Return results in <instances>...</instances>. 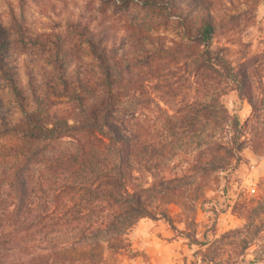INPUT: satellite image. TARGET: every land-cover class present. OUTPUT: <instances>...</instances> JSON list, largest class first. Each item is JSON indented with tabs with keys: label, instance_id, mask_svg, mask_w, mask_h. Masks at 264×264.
<instances>
[{
	"label": "trees",
	"instance_id": "obj_1",
	"mask_svg": "<svg viewBox=\"0 0 264 264\" xmlns=\"http://www.w3.org/2000/svg\"><path fill=\"white\" fill-rule=\"evenodd\" d=\"M258 2H242L251 8V14H245L249 23L255 20ZM142 3L170 8L175 0ZM242 14L223 15L210 4V19L200 21L197 34L189 33L184 23L185 41L148 34L145 43H138L141 51L133 49L122 61L111 49L116 42L106 38L103 44L91 32L86 40L101 75L96 81L79 75L74 84L60 77L67 98L62 102L34 95V107H29L16 78L6 71L23 117L0 125V133L17 136L16 141L0 143V264H122L138 255L130 231L145 217L163 219L172 230L199 243L194 229L202 193H187L183 181L189 174L159 168L158 162H167L166 143L169 156L173 152L174 131H201L206 126L211 139L197 152L191 172L202 179L210 171L230 170L241 162L250 145L247 129L264 110V60L250 42L214 45V40L244 28ZM12 20L22 34L24 26L14 13ZM8 45L0 19V68ZM179 70L189 80L190 101L179 100L177 77L166 78ZM148 82L160 100L174 108V113H163L165 143L159 142L157 150L162 151L153 155L149 149L156 143L144 136L139 108H128L133 98L146 94ZM229 90L251 105L244 124L221 101ZM58 104L67 108L62 111ZM201 186L198 181L197 188ZM171 204L179 205L184 230L178 228ZM249 245L248 240L244 250ZM193 255L196 260L190 264L213 262L199 249Z\"/></svg>",
	"mask_w": 264,
	"mask_h": 264
},
{
	"label": "rangeland",
	"instance_id": "obj_2",
	"mask_svg": "<svg viewBox=\"0 0 264 264\" xmlns=\"http://www.w3.org/2000/svg\"><path fill=\"white\" fill-rule=\"evenodd\" d=\"M243 1L175 0L173 7L164 8L144 5L142 0H0V19L9 41L2 55L4 67L0 68V125L16 123L23 117L6 71L16 78L24 96L23 103L29 107H34V95L43 97L46 94L56 101H65L60 77L72 84L79 75L89 76L94 81L99 78L98 60L86 40L91 32L101 37L103 44L106 38L116 42L111 49L122 61L133 49L141 51L138 43H145L148 34L163 41L171 38L181 41L185 39L182 23L189 27V33L197 34L200 21L210 19L212 4L213 10L223 15L243 13L240 22L244 27L216 37L214 45L250 42L251 49L262 54L264 60V42H261L264 40V0L254 5L256 17L250 23L245 14H251V8L242 4ZM13 13L24 26L22 34L14 29ZM175 74H166V78H178L181 83L179 100L185 102L188 98L190 101L189 80L180 70ZM262 85L264 90V79ZM184 93L186 98L181 96ZM221 101L242 124L251 116L250 103L240 99L236 91L229 90L221 96ZM57 107L62 111L67 108L65 104ZM137 107L146 128L144 136L156 143L149 149L153 155L158 151L159 142L165 143L167 133L164 135L161 124L163 113L165 110L174 113V108L160 100L150 82L146 94L129 102L131 111ZM209 135L207 126L201 131L196 127L186 131L177 129L170 136L175 141L172 152L175 155L169 156L170 147L166 143L163 148L164 156L168 157L165 167L158 162L159 168L189 174L183 181L187 193L192 196L202 193L197 202L194 229L199 243H192L172 230L163 219L145 217L130 231L138 255L124 259L122 264H190L196 260L193 253L198 249L208 258L212 257L211 264H264V110L247 129L250 145L243 150L239 165L230 170L210 171V175L200 179L191 172L190 165L199 149L204 147L202 145L211 139ZM16 140V135L0 133L1 144ZM161 151L162 147L158 152ZM146 179L152 180L151 177ZM198 181L202 184L200 189ZM169 210L178 228L184 230L179 205L171 204ZM259 228L263 230L258 232ZM248 240L250 245L244 250ZM198 264L210 263L199 260Z\"/></svg>",
	"mask_w": 264,
	"mask_h": 264
}]
</instances>
